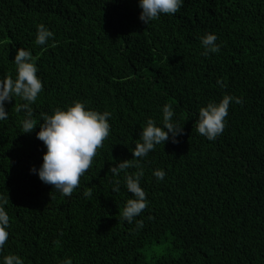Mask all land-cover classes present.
<instances>
[{
  "label": "trees",
  "instance_id": "16d2710c",
  "mask_svg": "<svg viewBox=\"0 0 264 264\" xmlns=\"http://www.w3.org/2000/svg\"><path fill=\"white\" fill-rule=\"evenodd\" d=\"M141 11L138 0H0V80L15 79L13 60L23 47L43 81L31 133H22L27 102L20 97L5 104L8 117L0 121V196L10 218L0 260L264 264V0H185L148 25ZM41 24L54 32L46 45L35 43ZM206 33L217 35L219 52L204 55ZM225 94L242 103H230L222 134L209 141L195 130L198 111ZM74 101L110 112L111 130L65 197L31 169L46 152L36 136L43 115ZM164 104L183 134L133 159L147 119L162 126ZM125 160L144 171L148 204L136 217L139 229L119 219L134 198L124 176L138 169L113 176L110 168ZM116 180L119 192L112 191Z\"/></svg>",
  "mask_w": 264,
  "mask_h": 264
},
{
  "label": "clouds",
  "instance_id": "9594fccd",
  "mask_svg": "<svg viewBox=\"0 0 264 264\" xmlns=\"http://www.w3.org/2000/svg\"><path fill=\"white\" fill-rule=\"evenodd\" d=\"M185 0H138V7L142 10L139 19L145 25L157 21L161 15H174ZM54 37V32L41 24L37 28V45H46ZM218 37L214 33H206L201 37V43L205 49L204 55L217 53L220 45L216 43ZM16 66V77L10 76L0 80V121L7 119L8 111L6 103H11L15 97H20L27 103L20 107L26 110V119L22 122V133H31L35 128L32 119L31 105L36 102L38 95L43 91V81L37 75L39 69L31 50L23 47L17 49L13 60ZM224 87L222 81H217ZM240 104L242 99L225 94L219 102H208L201 107L195 122L196 132L209 141H214L220 136L226 126V117L230 103ZM20 111V108H17ZM162 126H157L152 118H148L138 143L132 150L133 159L140 160L146 157L157 145L165 144L169 139L176 142V138L183 134V127L173 120L174 110L172 105L162 106ZM111 113L99 112L88 108L81 101H74L66 109H54L51 115L45 114L43 122L39 125L40 131L36 133L37 139L43 142L46 152L43 155V163L37 169L31 171L37 173L41 182L53 186L54 190L62 196L70 197L79 186L80 178L90 168L97 150L103 146V141L108 138L111 130L109 123ZM135 166L138 170L131 174H125L124 183L126 190L132 193L134 198L128 199L120 213L119 219L132 224L135 220L136 227L142 228L143 221L136 220L147 207V195L140 184L144 175L139 163L133 165L129 160L121 161L110 168L113 176ZM157 181L164 180L166 172L162 169L153 171ZM113 192L120 191V181H114ZM92 195L90 189H85L83 196ZM6 198L0 196V249H3L9 237V215L5 210ZM0 264H23V260L14 254L6 255L0 260ZM65 264H68L66 261Z\"/></svg>",
  "mask_w": 264,
  "mask_h": 264
}]
</instances>
